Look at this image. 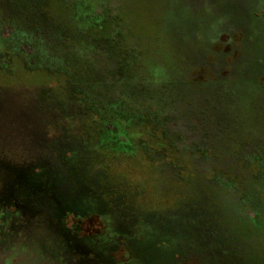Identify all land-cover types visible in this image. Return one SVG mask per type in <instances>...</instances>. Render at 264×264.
Masks as SVG:
<instances>
[{
  "label": "trees",
  "instance_id": "16d2710c",
  "mask_svg": "<svg viewBox=\"0 0 264 264\" xmlns=\"http://www.w3.org/2000/svg\"><path fill=\"white\" fill-rule=\"evenodd\" d=\"M66 2L0 0V74L49 80L39 98L59 119L56 142L0 199V242L19 241L14 232L34 240L52 264H144L137 237L154 231L159 213L173 205L153 204L175 194L173 209L193 205L183 217L195 232L215 222L226 236L220 239L236 241L229 247L238 260L229 259V242L205 233L184 245L158 242V254L165 248L173 264H264V0L250 3L260 26L253 43L230 33L252 27L247 20L234 19L229 33L210 30L212 46L227 36L240 52L233 49L230 66L221 61L208 81L168 64L157 37L85 25L84 7ZM194 20L199 38L203 22ZM229 51L206 53L218 62ZM105 159L127 176L135 164L145 167L142 179H131L136 188L150 184V194L136 193L144 207L129 203L122 182L105 185ZM93 217L97 232H87L82 224Z\"/></svg>",
  "mask_w": 264,
  "mask_h": 264
},
{
  "label": "rangeland",
  "instance_id": "374dc122",
  "mask_svg": "<svg viewBox=\"0 0 264 264\" xmlns=\"http://www.w3.org/2000/svg\"><path fill=\"white\" fill-rule=\"evenodd\" d=\"M66 1L69 5L70 3H78L84 7L85 12L82 16V21L85 25L89 22H99V24L105 25L106 22L109 30L107 33H114L115 30L120 29L122 26V31L127 36L134 37V39L157 37V41L164 45V60L168 64L174 65L183 71H188L189 69V71L195 72L196 77L205 81L215 77L216 71L220 70L221 61L225 60L229 65L233 58L232 52H235L234 50L240 52L239 48H232L227 36H224L220 42L217 41L212 46L214 42L210 41L213 40L212 31L217 29L215 33L221 34V31L225 29L228 32V29L235 25V19L239 23L241 21L242 25L246 20L249 25L252 24V27L249 28L244 26L241 29L242 31L240 27H236V30L230 32L234 33L233 36L237 43L240 41V35H251L250 37L253 38L251 43L260 35L258 32L260 27L259 22H257L258 18L256 17L255 19L253 15L254 10L250 4L251 0ZM191 17L197 22H203V25H201L203 33L198 35L199 38L191 31V26L189 25ZM155 33L156 35H154ZM213 49L216 51H230L227 54L219 55L217 62L215 61L216 56L214 53H206ZM237 52L234 53V56L238 54ZM206 55L205 60H207L208 64L203 61ZM175 56H177L176 59ZM183 63H186L187 66L184 67ZM234 65L236 67L240 66L235 62L233 63ZM48 81L36 74H0V199L5 194L10 193L6 192V190L10 188L11 183L21 181L23 176L21 169L25 168L30 172L34 171L39 161L38 158L44 155L45 151H49L48 148L51 147V144L56 142L51 137L56 133V124L59 120L57 113L53 106L48 103L45 104L39 98L43 94L42 88H46ZM109 160L105 159L103 162L105 166L109 163L108 166L110 168L109 174H107L108 177L106 176L104 179L105 185L109 188L114 185L117 188L118 182H122V187L126 191L129 203H136L137 206L144 207L142 203L143 196L136 199V193L144 194V196L150 194L148 192L150 184L148 181L142 182V185L136 188L131 179L132 177L136 180L142 179L145 174V167L143 168L141 163L140 165L135 164L136 167L132 168L133 171H130V176H127L126 171H116V165L112 161L109 162ZM98 164L101 165L100 162ZM30 165L32 166L31 168L29 167ZM128 168L126 163L123 169L128 170ZM174 195L171 194L170 198L162 197L161 203L153 204L157 205L159 209H163L165 202V205L169 207L173 203L169 211L162 212V214L159 213L156 222L152 225L154 231L151 232V229H145V233L137 237L139 245H141V249L138 248V250L140 249V253L145 256V258L143 257L144 264H173V258L164 254L165 248H163L161 254L155 251L154 248L158 246V242L165 244L163 241H170L174 244L177 241L182 242L181 244L184 245L197 242L199 239L198 235L202 233L211 234L218 240L229 242L227 248L229 259L238 260L234 255H230L232 251L229 247L230 243L233 244L236 241L224 240L226 236L222 233L221 228L215 225V222L208 223V220H205L206 224L204 226L206 228L199 230L200 232H195L194 222L188 221L183 217L188 213L190 204L183 203L178 208L173 209L175 208V200L172 198ZM86 200L85 198L84 202ZM103 202L107 201L104 199ZM145 203L155 202L148 203L146 201ZM40 208L45 209L46 207L42 205ZM183 213L185 214L183 215ZM215 217L216 215L212 213L211 218L214 220ZM223 217H225L224 214H219L218 216L221 223L224 221ZM178 219H181V221ZM97 220L96 217L87 219L82 224L83 229L87 232H97ZM159 224L161 228H158ZM222 236L224 238L220 239ZM13 237L19 241L8 242L7 244L3 241L0 242V245L5 248V250H0V264H52L55 261L51 260L50 257H46L49 254H42L41 248L36 246L35 242H33L34 240L28 243L21 241L23 239L17 238L15 232ZM45 244L48 245V241H45ZM46 247L47 249L49 248L48 246ZM117 258L123 260L126 258V254L119 252ZM215 262L218 264L217 260Z\"/></svg>",
  "mask_w": 264,
  "mask_h": 264
}]
</instances>
